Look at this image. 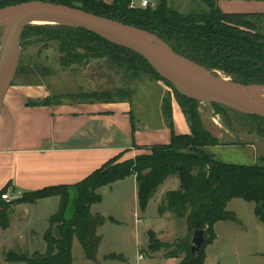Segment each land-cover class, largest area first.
Masks as SVG:
<instances>
[{"label":"trees","instance_id":"trees-1","mask_svg":"<svg viewBox=\"0 0 264 264\" xmlns=\"http://www.w3.org/2000/svg\"><path fill=\"white\" fill-rule=\"evenodd\" d=\"M32 1L75 7L135 27L155 36L175 54L206 72L229 78L240 86L264 87V28L254 22L264 19V14H224L219 10L217 0H200L205 9L189 14L179 13L169 6L167 0H156L154 7L145 9L130 8L131 0H115L112 4L99 0H0V9ZM40 35L47 37V41L58 42L63 67L101 57L111 66L126 71L132 79L136 78L137 71L150 74L156 80L164 79L137 53L82 29L62 25H30L24 30L21 42ZM19 71H16L15 79L24 80L23 76H27L29 71L23 75ZM167 84L172 87L174 99L186 118L190 134H175L171 101L166 98L162 101L161 112L171 132L168 145L151 147L150 154L121 163L116 162V156L77 183L22 193L19 199L10 203L1 199L9 185L0 190L2 231L9 228L7 211L11 206L32 205L51 197L59 200L57 211L48 218V227L42 236L45 252H34L29 256L8 251L4 254L7 264H72L71 248L75 239L81 245L85 259L97 262L101 238L96 231L105 223V218L91 215L90 208L101 202L100 188L129 176H135L141 211L146 210L157 188L166 179H178V189L165 192L158 213L163 215L169 212L177 219L184 220L188 234L175 243L167 244L159 241L156 234L150 231L147 245L151 253L166 250V257L179 258L183 255L178 264H204L205 249L216 239L215 224H239L235 214L226 210L227 203L233 199L253 203V213L264 227V166L223 163L207 153L205 148L222 144L202 124L197 109L201 100L185 96L172 83ZM63 100L114 101L111 95L92 93L64 98L49 96L28 105L47 106L60 104ZM210 103L222 114L226 110L233 111ZM235 113L242 117L243 126L253 124L257 135L264 140V127L261 124L264 118ZM110 221L115 223L112 219ZM195 230H203L205 234V243L196 255L192 254L190 247ZM104 260L123 259L120 255L109 254Z\"/></svg>","mask_w":264,"mask_h":264},{"label":"rangeland","instance_id":"rangeland-1","mask_svg":"<svg viewBox=\"0 0 264 264\" xmlns=\"http://www.w3.org/2000/svg\"><path fill=\"white\" fill-rule=\"evenodd\" d=\"M134 2L138 4L140 0ZM182 2H186L187 7L180 10L181 13L205 9L200 0H169V5L176 9V4ZM254 22L264 28V19ZM9 25L10 22L7 26L0 25V59ZM46 39L47 37L40 35L21 42L17 70H20V75L29 71L27 76H23L25 83L44 85L52 97L104 93L111 95L114 101L132 100L136 120H139L143 109H146L145 113L148 115L156 113L155 103L158 97H161L162 101L166 98L170 101L174 99L172 87L165 79L156 80L142 71H137L136 78L132 79L123 69L108 64L105 58H89L80 64L63 67L58 42ZM197 109L204 128L222 144L205 148L207 153L223 163L264 166V140L257 135L253 124L247 123L248 126H243L239 114L229 110L223 111L222 114L218 111L220 109L210 102L201 101ZM142 123L147 124V121L143 119ZM261 124L264 127V122ZM127 157L120 154L116 162L133 160L137 156ZM126 186L125 189L116 186L99 190L103 201L92 205L91 215L105 218L108 214L120 223L118 225L111 222L110 218H105L104 225L97 229L96 233L102 238V242L97 251L96 264H175L174 258L166 257V250L151 256L152 253L145 246L147 232L161 227L156 198L154 197L149 209L143 214L139 213V218L135 219L132 190L127 182ZM160 190L158 189L156 194ZM9 193L14 194L12 191ZM51 200L42 201L37 205L20 206L16 211L13 205L7 211L12 225L7 231L0 230V264H7L4 254L8 251L29 256L34 252H45L42 235L48 227V217L57 210V206L50 203L55 202V199ZM253 209V203L241 199L231 200L226 210L233 212L241 225L231 222H220L216 225L218 238L205 249V264H264V227L255 217ZM141 217L144 221L137 226L136 222ZM167 220L171 221L167 223L170 225L169 232L162 237V241L175 243L181 239L184 221L177 220L173 215ZM113 253L120 255L123 260H103V256ZM138 254L144 256L142 260H137ZM71 256L72 264L95 263L85 259L83 249L76 239L72 244Z\"/></svg>","mask_w":264,"mask_h":264},{"label":"crops","instance_id":"crops-1","mask_svg":"<svg viewBox=\"0 0 264 264\" xmlns=\"http://www.w3.org/2000/svg\"><path fill=\"white\" fill-rule=\"evenodd\" d=\"M99 1L112 4L115 0ZM167 1L169 4V0ZM217 6L224 14H264V0H217ZM186 7V2L178 3L175 10L181 13L180 10H185ZM49 96L50 92L44 85L26 84L23 79L15 78L5 94L0 112V190L9 185V191L22 194L50 186L74 184L120 154L123 157L128 156L127 158L148 155L151 147L170 143L171 132L161 112V97L156 99L155 114L148 115L145 113L146 109H143L145 115L141 112L139 120H136L132 100L110 102L63 100L60 104L47 106L28 105L29 102L42 101ZM143 119L147 124L142 123ZM171 120L176 135L190 134L186 118L174 99L171 101ZM126 182L132 190L133 216L136 219L139 218V213L143 214L145 211H141L138 206L135 176L126 177L99 190L116 186L125 189ZM178 187L177 178L166 179L157 188L156 191L161 190L154 194L146 210L155 198L159 208L165 192L176 190ZM51 199H55V202H50L51 205L58 208L57 197L42 199L32 205ZM102 201L101 196L100 203ZM118 202L117 198L116 203ZM20 206L27 205H16L14 211ZM91 209L92 206L90 212ZM27 212L26 210L25 214ZM172 215L169 212L159 215L161 227L148 232H154L159 241L166 243L162 241V237L169 232L170 225L167 223L171 221L167 219ZM105 218L112 219L108 214ZM143 221L141 217L135 222L139 226ZM115 223L120 224L116 220ZM218 223L215 224L214 231ZM11 225L10 219L8 229ZM183 225L181 239L188 234L185 222ZM238 225H241L240 222ZM217 238L216 234L215 241ZM147 245L148 239L145 246ZM154 254L156 253H152L151 256ZM182 257L183 255L174 258L175 264H178Z\"/></svg>","mask_w":264,"mask_h":264},{"label":"water","instance_id":"water-1","mask_svg":"<svg viewBox=\"0 0 264 264\" xmlns=\"http://www.w3.org/2000/svg\"><path fill=\"white\" fill-rule=\"evenodd\" d=\"M8 17H11L10 25L0 59V112L5 94L16 75L24 30L27 26L35 25L37 20L53 19L60 22L54 25L82 29L137 53L176 89L179 84L205 95L208 98L206 102L220 104L240 114L264 118V103L246 96L241 90L251 86H240L229 78L206 72L175 54L155 36L135 27L75 7L43 1L1 8L0 22ZM204 235L203 230L193 232L190 240L192 254L196 255L205 243Z\"/></svg>","mask_w":264,"mask_h":264},{"label":"bare ground","instance_id":"bare-ground-1","mask_svg":"<svg viewBox=\"0 0 264 264\" xmlns=\"http://www.w3.org/2000/svg\"><path fill=\"white\" fill-rule=\"evenodd\" d=\"M11 17L5 18L0 22L1 26H7V23L10 22ZM59 24L60 22H58L57 20H53V19H40L34 22L35 25H42V24H49V25H54V24ZM194 67V66H193ZM196 68V67H194ZM177 90L184 94L185 96L188 97H193V98H197L201 101H207L208 98L205 95L200 94L199 92L191 89V88H187L185 86H181L179 84H177ZM243 93H245L246 96L256 99L258 101H261L264 103V87L263 86H251L249 88H242L241 89Z\"/></svg>","mask_w":264,"mask_h":264},{"label":"built area","instance_id":"built-area-1","mask_svg":"<svg viewBox=\"0 0 264 264\" xmlns=\"http://www.w3.org/2000/svg\"><path fill=\"white\" fill-rule=\"evenodd\" d=\"M156 5V0H140L138 4L134 2V0L130 1L129 7L130 8H140L145 9L148 7H154ZM21 197V194L14 193L10 194L9 190L3 195H1V199L4 200L6 203H10L16 199H19ZM143 256L141 254H138V259L141 260Z\"/></svg>","mask_w":264,"mask_h":264}]
</instances>
